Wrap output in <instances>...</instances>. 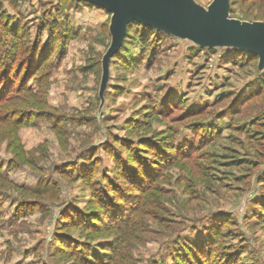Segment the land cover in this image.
I'll use <instances>...</instances> for the list:
<instances>
[{
	"label": "rangeland",
	"instance_id": "1",
	"mask_svg": "<svg viewBox=\"0 0 264 264\" xmlns=\"http://www.w3.org/2000/svg\"><path fill=\"white\" fill-rule=\"evenodd\" d=\"M184 1L264 30V0ZM7 11L0 66L48 16L57 47L31 90L0 73V264H179L186 240L202 264H264V59L136 20L117 44L86 0Z\"/></svg>",
	"mask_w": 264,
	"mask_h": 264
},
{
	"label": "water",
	"instance_id": "2",
	"mask_svg": "<svg viewBox=\"0 0 264 264\" xmlns=\"http://www.w3.org/2000/svg\"><path fill=\"white\" fill-rule=\"evenodd\" d=\"M80 1V0H78ZM115 15L114 38L122 41L133 20L170 30L181 28L208 37L222 36L230 43L264 59V30L229 18L225 13L205 11L184 0H86ZM166 25V27L164 26ZM196 39V38H195Z\"/></svg>",
	"mask_w": 264,
	"mask_h": 264
},
{
	"label": "trees",
	"instance_id": "3",
	"mask_svg": "<svg viewBox=\"0 0 264 264\" xmlns=\"http://www.w3.org/2000/svg\"><path fill=\"white\" fill-rule=\"evenodd\" d=\"M3 15L5 19L4 21H0V25H4V30L11 33H13V31H16L15 33H18L21 30L22 26L18 24H16L15 26L12 25V21L14 19L12 16L13 14L7 11L6 13L4 12ZM46 18L47 22L42 26V28H40L36 39L31 41L30 44H22L23 47H25V54L23 58L19 60H17L16 58L9 59L7 64H5L4 66H0V73L3 71H5V73H8L9 71L12 72L13 78H10V80L12 81L11 83H15V81H18L19 85L27 87V90H31L32 87L36 84V82H39L41 77L44 78L46 75H49L50 72L53 70L52 66L55 62L54 58L56 56L54 57V55L55 49L57 47V44H55L56 25L52 23L50 16ZM133 27H135V31H138L140 37H145L148 31L154 30L149 25L139 22L133 24ZM45 29L47 30L46 35L44 34ZM150 34L152 33L150 32ZM43 35H45L46 37H44ZM48 67L49 70H47ZM51 68L52 70L50 71ZM2 77L3 75L1 76L0 74V79ZM7 78L3 77L2 79L8 81ZM1 85L2 84H0V89L2 88ZM130 155L131 157L134 156L133 154ZM117 172L122 174V171L120 172L118 170ZM133 173L134 172H131V176H134ZM108 193L104 192V196L102 198L105 199V197H107L109 199L110 196L108 195ZM116 200L117 202H120V199L118 200L117 198ZM99 205L103 207L105 206L104 202H102L101 204L99 203ZM121 208H123L122 205ZM116 214L117 216H120L121 213ZM184 244L186 245L187 249H180L181 254L179 257L181 258V261L179 262V264H202V252L204 250V247L207 246V244L195 245L188 240H186Z\"/></svg>",
	"mask_w": 264,
	"mask_h": 264
},
{
	"label": "crops",
	"instance_id": "4",
	"mask_svg": "<svg viewBox=\"0 0 264 264\" xmlns=\"http://www.w3.org/2000/svg\"><path fill=\"white\" fill-rule=\"evenodd\" d=\"M57 70L56 69H54V72H56Z\"/></svg>",
	"mask_w": 264,
	"mask_h": 264
}]
</instances>
